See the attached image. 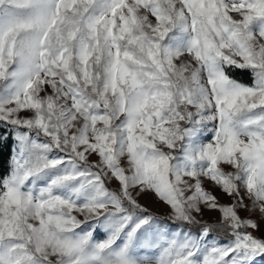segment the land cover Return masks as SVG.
Here are the masks:
<instances>
[{
    "label": "snow or ice",
    "instance_id": "snow-or-ice-1",
    "mask_svg": "<svg viewBox=\"0 0 264 264\" xmlns=\"http://www.w3.org/2000/svg\"><path fill=\"white\" fill-rule=\"evenodd\" d=\"M9 139L0 264H261L264 0H0Z\"/></svg>",
    "mask_w": 264,
    "mask_h": 264
},
{
    "label": "rangeland",
    "instance_id": "rangeland-1",
    "mask_svg": "<svg viewBox=\"0 0 264 264\" xmlns=\"http://www.w3.org/2000/svg\"><path fill=\"white\" fill-rule=\"evenodd\" d=\"M245 83H248L246 81H244ZM207 139V138H206ZM91 160L96 161L98 160V157L93 156L90 157ZM227 170V169H226ZM111 185L113 187L117 186V183L115 180H112ZM205 187L206 188H210L214 191V193L218 196L219 198V202L221 204H231L232 203V198L225 195L221 189L219 187H215L213 188L212 185L208 182L205 183ZM139 202L146 208H148V210L152 213H155L157 216H167L169 217V206L164 203L163 201L159 200V198L155 195V193L149 191L145 194H141L140 196L137 197ZM242 217H246L249 215V213L247 211H243L241 210L239 213ZM80 219H83V217H79ZM221 218V213L219 211H207L205 210L202 217H197V219H202L203 221H206L208 223H216L219 219ZM256 219H259V214L256 215L255 217ZM161 223L167 225L170 223V221L161 219ZM197 229L194 228L193 231H196ZM262 233H256V235H261ZM214 236H217L219 239H225L226 236L223 232H214L213 233ZM94 236H96L97 239L103 238V233H101L100 235H97L96 233H94ZM261 264H264V261L261 262Z\"/></svg>",
    "mask_w": 264,
    "mask_h": 264
},
{
    "label": "trees",
    "instance_id": "trees-1",
    "mask_svg": "<svg viewBox=\"0 0 264 264\" xmlns=\"http://www.w3.org/2000/svg\"><path fill=\"white\" fill-rule=\"evenodd\" d=\"M237 76H240V73H236ZM243 81L250 82L248 76L245 74L243 75ZM12 140L9 139L6 143L0 142V172H4L7 170L9 162H10V157L12 155ZM109 187L115 188L111 185L109 182ZM156 215L155 213H153ZM161 219L170 221L169 217L167 216H160L158 215ZM171 222V221H170Z\"/></svg>",
    "mask_w": 264,
    "mask_h": 264
}]
</instances>
